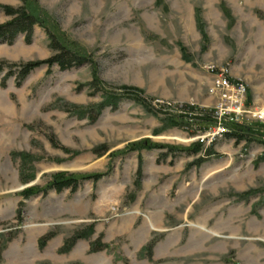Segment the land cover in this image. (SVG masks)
Masks as SVG:
<instances>
[{
	"label": "rangeland",
	"instance_id": "rangeland-1",
	"mask_svg": "<svg viewBox=\"0 0 264 264\" xmlns=\"http://www.w3.org/2000/svg\"><path fill=\"white\" fill-rule=\"evenodd\" d=\"M38 1L92 63L19 85L9 63L49 58V37L0 39V264H264V0ZM6 5L22 0L0 25ZM209 65L247 88L225 128L254 132L162 162L145 141L190 148L216 125L198 116L219 105ZM126 88L142 100L99 111ZM61 172L104 176L37 194Z\"/></svg>",
	"mask_w": 264,
	"mask_h": 264
},
{
	"label": "trees",
	"instance_id": "trees-1",
	"mask_svg": "<svg viewBox=\"0 0 264 264\" xmlns=\"http://www.w3.org/2000/svg\"><path fill=\"white\" fill-rule=\"evenodd\" d=\"M5 14L12 17V19L6 24L0 25V39L10 38V41L19 35L25 34L26 42L30 43L32 40V34L34 31V27L39 25L41 26L47 33L50 41V48L53 51V54L44 60H35L29 62L22 63H9L10 68H16L17 71V79L18 84L20 85L23 80H25L33 71L41 68L47 67L48 70H52L55 66H58L61 70H69L72 68L80 67L85 64H91V57L85 52L83 48L72 43L68 37L64 33H62L60 27L55 23L52 16L40 5L38 0H22V5L18 8H13L10 6H2ZM8 64V63H7ZM3 67H0L2 70ZM12 73V70L10 71ZM93 81L96 83L98 79L96 75L93 77ZM92 85V84H91ZM134 97L137 101L142 100V96L139 90L133 88H126L123 90V93L120 94H112L106 93L103 102L98 106L99 111L101 112L103 109L107 107H112L113 109H117L121 103V101L128 97ZM202 121L210 122L214 121L209 112L202 114L199 116ZM230 132L226 133V137H237V141H243L248 138V136H252L253 129L248 127H242L237 123L227 124ZM233 132V133H232ZM241 133V134H239ZM147 143L144 148L146 149H159L165 150L163 153V157L165 158L169 154L179 153V155L187 154V155H198L204 151L203 144L195 143L190 148L183 147H175L170 145H159L154 144L150 141H145ZM66 152L67 150L64 149ZM209 155L212 153L211 149L206 151ZM203 159L200 158L191 165H197L202 163ZM104 175L101 173L96 174H68V173H56L52 175L51 184L48 187L40 189L41 191L37 192V194H46L49 190L55 189L57 192H61L65 189H71V191H76L78 187L85 181H98ZM34 193V189L26 190L23 195L31 196ZM87 235H80V238H87ZM44 245V241H41V246ZM70 242L65 243V248L62 250L63 252H67L70 249ZM152 244L149 246L151 247Z\"/></svg>",
	"mask_w": 264,
	"mask_h": 264
},
{
	"label": "built area",
	"instance_id": "built-area-1",
	"mask_svg": "<svg viewBox=\"0 0 264 264\" xmlns=\"http://www.w3.org/2000/svg\"><path fill=\"white\" fill-rule=\"evenodd\" d=\"M207 70L212 75L209 94L217 98L219 105L217 112L213 114L216 127L206 135L199 136L198 139L204 143L208 140L207 143L210 144L215 137L228 131L224 125L225 120L231 119L230 116H239L246 112L247 88L242 82L232 80L230 69L227 67L218 68L209 65Z\"/></svg>",
	"mask_w": 264,
	"mask_h": 264
},
{
	"label": "crops",
	"instance_id": "crops-1",
	"mask_svg": "<svg viewBox=\"0 0 264 264\" xmlns=\"http://www.w3.org/2000/svg\"><path fill=\"white\" fill-rule=\"evenodd\" d=\"M185 94H186V89H185ZM179 158H181V155H180ZM168 159H169V157L166 156L165 158L162 159V162H167ZM175 161H176V160H175ZM161 164H162V163H161Z\"/></svg>",
	"mask_w": 264,
	"mask_h": 264
}]
</instances>
